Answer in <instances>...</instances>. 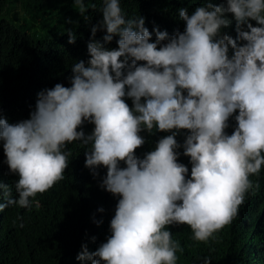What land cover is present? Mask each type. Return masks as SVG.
I'll list each match as a JSON object with an SVG mask.
<instances>
[{"label": "clouds", "instance_id": "clouds-1", "mask_svg": "<svg viewBox=\"0 0 264 264\" xmlns=\"http://www.w3.org/2000/svg\"><path fill=\"white\" fill-rule=\"evenodd\" d=\"M74 3L84 14L83 0ZM99 10L102 20L91 37L103 29V43L90 37L89 58L71 66L70 86L38 91L26 119L0 117L5 163L18 175L12 186L0 182V211L38 208L33 198L64 179L66 145L78 141L88 146L84 166L94 178L98 167L106 168L99 187L118 199L111 234L94 251L82 243L75 259L177 264L180 246L167 226L188 225L195 241L216 239L253 188L250 175L264 166V0H205L191 14L181 7L185 27L172 35L156 26L150 32L143 16H126L120 0H102ZM229 13L234 39L221 32L231 23ZM67 33L74 43L76 36ZM114 36L118 47H106ZM230 117L231 134L225 131ZM85 122L94 125L88 134ZM181 130L187 134L178 143ZM141 131L170 134L141 158L134 151L145 142ZM181 148L190 172L177 159ZM210 262L205 256L202 264Z\"/></svg>", "mask_w": 264, "mask_h": 264}, {"label": "trees", "instance_id": "trees-1", "mask_svg": "<svg viewBox=\"0 0 264 264\" xmlns=\"http://www.w3.org/2000/svg\"><path fill=\"white\" fill-rule=\"evenodd\" d=\"M88 6L84 14L74 0H0V117L10 123L26 119L34 109L37 92L51 88L56 83L70 86L71 66L79 60L87 61V42L91 28L102 20V0H83ZM213 4L225 5L226 0H211ZM205 0H120L126 16H143L150 32L154 26L166 30L169 35L183 31L185 22L178 17V9L187 8L191 14ZM95 4V8L91 5ZM20 12L8 15L12 6ZM231 20V14H226ZM87 16L86 20L84 17ZM258 26L255 21H249ZM67 30L76 36L68 43ZM221 32L236 36L235 21ZM105 30L98 28L93 39L103 43ZM105 46L116 48V40ZM155 39L153 33L150 40ZM244 41H238L242 44ZM231 55V49H229ZM131 107V99L125 98ZM235 114V113H234ZM235 121L229 118L231 134ZM88 134L94 125L85 122L81 126ZM170 132L141 131L144 144L135 149L139 157L152 150L156 141ZM187 130L175 137L182 143ZM0 141V182L12 186L18 175L9 172ZM85 145L73 141L66 145L69 164L64 179L54 183L33 198L39 207L31 209L9 206L0 211V264H80L75 259L81 244L89 251L111 234L109 221L114 214L118 197L99 187L106 168L98 167L94 178L84 166ZM177 158L190 172L191 165L183 150ZM121 166H124L121 162ZM253 188L238 207L237 216L216 234V239L199 242L191 238L186 224L171 225L173 239L179 243L177 264H202L205 256L210 264H264V166L258 175H250ZM13 197L16 193L13 188ZM2 202V194H0ZM102 207L103 212L97 211ZM20 217V220H17ZM102 220L97 225L94 221ZM15 221V223H14ZM23 227H20V223ZM95 237L92 240L91 237Z\"/></svg>", "mask_w": 264, "mask_h": 264}, {"label": "rangeland", "instance_id": "rangeland-1", "mask_svg": "<svg viewBox=\"0 0 264 264\" xmlns=\"http://www.w3.org/2000/svg\"><path fill=\"white\" fill-rule=\"evenodd\" d=\"M13 7V9H9L8 10V15L10 16V15H12V14H17L16 12H20L21 13V11H20V7L18 6V5H14V6H12Z\"/></svg>", "mask_w": 264, "mask_h": 264}]
</instances>
